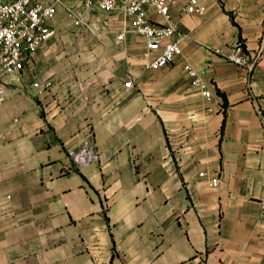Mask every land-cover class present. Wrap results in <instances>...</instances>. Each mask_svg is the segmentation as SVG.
I'll list each match as a JSON object with an SVG mask.
<instances>
[{
  "label": "crops",
  "instance_id": "1",
  "mask_svg": "<svg viewBox=\"0 0 264 264\" xmlns=\"http://www.w3.org/2000/svg\"><path fill=\"white\" fill-rule=\"evenodd\" d=\"M200 1L172 7L183 53L159 70L123 17L91 11L92 35L59 8L0 105V264H264V0ZM237 44L253 72L224 58ZM91 133L100 161L78 168Z\"/></svg>",
  "mask_w": 264,
  "mask_h": 264
},
{
  "label": "built area",
  "instance_id": "2",
  "mask_svg": "<svg viewBox=\"0 0 264 264\" xmlns=\"http://www.w3.org/2000/svg\"><path fill=\"white\" fill-rule=\"evenodd\" d=\"M75 1L80 3V8L74 4ZM177 3L184 5L183 12L187 15H204L207 12V7L200 0H0V105L7 101L9 88L17 82L31 59L57 35L55 21L59 8L63 7L72 16L78 29L92 35L98 31L86 19L91 11H95L97 20L105 14L123 17L127 29L118 35V40H124L128 32L140 36L146 46L147 69L159 70L174 65L183 53L181 43L186 36L179 32L171 13ZM148 9L160 15L163 22L154 21ZM262 55L258 53L249 58L242 44L223 54L227 61L249 72L255 70ZM185 69L190 86L203 90V95L210 98L211 92L205 89L199 71L189 64ZM132 85V81L125 83L127 88ZM50 86V83H34L41 93ZM69 156L78 168L98 163L100 153L94 135L91 133L84 144L70 149ZM200 176L205 177L206 174L201 173ZM219 184L218 178L210 180L213 188ZM260 206L264 213V200Z\"/></svg>",
  "mask_w": 264,
  "mask_h": 264
}]
</instances>
